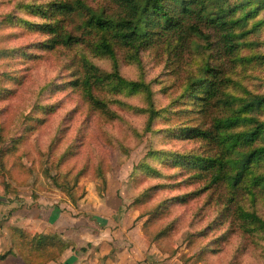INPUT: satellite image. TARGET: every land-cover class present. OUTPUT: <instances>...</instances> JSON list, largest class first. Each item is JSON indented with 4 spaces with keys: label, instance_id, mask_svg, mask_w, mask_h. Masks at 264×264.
Masks as SVG:
<instances>
[{
    "label": "rangeland",
    "instance_id": "1",
    "mask_svg": "<svg viewBox=\"0 0 264 264\" xmlns=\"http://www.w3.org/2000/svg\"><path fill=\"white\" fill-rule=\"evenodd\" d=\"M55 1L0 0V252L11 244L8 230L16 221H10L12 211L18 220L26 215L40 224L33 227L29 222L28 231L41 229L51 236L43 219L54 220L58 208L89 215L101 228L140 230L131 236L139 248L124 243L132 255L126 262L135 258L151 264H264V232L244 231L233 214L242 204L264 218V191L250 192L257 190L250 174L243 176L239 192L228 202L226 182L211 180L217 168L175 166L168 159L169 152L221 156L222 143L184 128H213V122L232 114L242 99L264 92V11L248 19L250 31L231 57L215 50L209 54L196 31L187 34L194 21L204 30L210 26L199 14L186 12L180 13L181 36L167 39L162 27H154L159 32L152 33L150 43L139 49L115 45L113 59L94 49L104 31L89 25L87 18L99 11L122 15V6L114 0H60L72 9L49 10ZM172 1L164 3L179 11ZM45 22H56L62 33L78 41L48 46L45 41L53 35L44 29ZM83 57L99 70L111 71L116 65L123 77L149 83L154 106L162 109L149 126L142 90L96 87L112 113L85 100L73 82L83 72ZM206 61L217 65L223 76L214 94L203 86L197 92L188 89L192 79L207 76ZM226 96L235 99L224 104ZM247 114L256 121L264 119V105ZM262 144L259 134L251 145L240 147ZM249 167L264 172V153ZM100 176L107 179L104 196L96 190L105 187ZM34 203L37 208L28 212L22 207ZM118 258L123 262L124 257ZM52 262L47 258L43 264Z\"/></svg>",
    "mask_w": 264,
    "mask_h": 264
},
{
    "label": "trees",
    "instance_id": "2",
    "mask_svg": "<svg viewBox=\"0 0 264 264\" xmlns=\"http://www.w3.org/2000/svg\"><path fill=\"white\" fill-rule=\"evenodd\" d=\"M114 1L122 6L124 10L122 15L113 17L99 11L98 13L93 12L87 18L89 25L104 31V35L99 40L94 41V49L109 54L113 59H115L116 55L115 45L139 49L140 46L150 43L153 39L152 33L159 32L154 27L158 26L160 29L162 27L167 35V39H170L174 35L181 36L183 17L180 16V13L186 12L199 14L204 19L206 25L210 26V30H204V27L200 23L194 21L189 24L186 33L190 34L196 31V34L202 37L204 41L202 46L207 49L209 54L215 50L223 56L231 57L236 54L237 49L243 43L245 34L250 31V29L246 28L248 19L256 16L260 10L264 11V0H173L176 6L180 7L179 11L176 8H168L164 3L166 0ZM53 6L58 11L72 9L66 1L60 0L55 1L53 4L51 3L49 10H52ZM41 9L47 13L46 8ZM230 12L231 15L228 17V13ZM215 13L216 15L214 16ZM259 22V20L255 21L251 27H254ZM214 25L217 26L215 29L217 32L215 33L211 30L214 28ZM43 27L53 35L45 41L48 46L52 45L53 47L57 43H64L65 45L73 44L78 41L71 33L68 36L65 32L62 33L60 25L56 22H45ZM133 57L138 59L137 53H133ZM82 66V74L74 79L73 82L80 88L81 94L92 106L112 113L105 99L99 97L94 91L96 87L109 86L114 90H126L128 92L142 90L145 92L148 100V126L151 124L153 118L162 110L154 106L152 99L153 91L149 83L141 79H127L123 77L116 65L111 71L99 70L86 57L82 59ZM203 72L207 73V76L192 79L188 85V89H193V91L197 92L203 86V89H208V94H214L219 86V82L223 79V76L220 74L221 69L217 65H212L206 61L203 65ZM232 99L234 100L235 97L226 96L221 99V102L229 104ZM263 105L264 92L252 96L251 99H242L241 104L234 110L235 112L232 110V114L217 118L212 124L213 128H184V130L190 131L195 135L211 138L216 140L217 143H222L224 153L221 156H216L169 152L171 154L168 158L170 163L175 166L188 165L192 168H202L205 170L217 168L212 174L211 180L213 182L218 180L226 182L231 193L227 199L228 202L233 199V195L236 192H239L237 188L238 183L247 173L254 179V185L257 186L256 191L251 189L250 192L257 194L256 192L260 189V191H264V172H256L254 168L249 167L251 161L253 162L257 156L264 153V144L251 146L249 149L240 147L242 143L251 145L252 141L259 134L264 137V119L256 121V118L252 114H247V111L253 107H261ZM243 122L253 124L247 129L238 131L226 130L233 125ZM157 152L164 153L161 150L150 151V153L155 155H157ZM146 168L150 169V166L147 165ZM100 177L105 187L104 189H99L96 186V190L100 196H104L107 179L104 178L105 176ZM57 186L63 189L62 186ZM175 198L180 199L177 196ZM161 207H163V204H159L157 209H161ZM233 214L239 220L240 226L244 231L260 230L264 232V218L256 211L248 210L242 204H237L233 209ZM26 228L25 226H10L11 244L6 250L0 252V260L9 254H19L28 261L40 262L46 256L57 257L61 251L70 245L69 241H64L57 235L47 236L37 231L30 232ZM53 264L70 263L67 261H56Z\"/></svg>",
    "mask_w": 264,
    "mask_h": 264
},
{
    "label": "crops",
    "instance_id": "3",
    "mask_svg": "<svg viewBox=\"0 0 264 264\" xmlns=\"http://www.w3.org/2000/svg\"><path fill=\"white\" fill-rule=\"evenodd\" d=\"M27 206L28 205H23L22 207L28 212L32 208L35 209L36 203H34L30 208ZM13 212L14 211L11 213L12 216L10 221L13 219H16V221L11 222V226L17 225L30 227L29 222L33 227L40 225L33 224L31 222V217L28 218L26 215L24 218L22 217L19 218L20 220H18ZM57 212V217L54 220H48L47 222L46 219H43V224L47 227L48 231L52 232L53 235L59 236L64 241H69V247L61 251L57 257L52 258L46 256L40 262L28 261L19 254H9L4 259L0 260V264H43L46 262L47 258L53 260L51 264L56 261H67L70 264H151V262H137L135 258L126 262V256L128 255V257L131 259L132 255L124 243H134V246L139 248L141 244L131 236L136 235L135 233H139L140 230H138V232L132 233L129 232L130 230L128 227L101 228L100 226H97V223L94 221V219H91L89 215H75L74 213L72 214V212H70L68 209L59 210L58 208ZM36 231L41 232L42 230L39 229ZM43 231L41 233L45 234ZM121 246H123V249L119 248ZM130 248L132 249L131 245ZM120 255L124 257L123 262H120L118 258Z\"/></svg>",
    "mask_w": 264,
    "mask_h": 264
}]
</instances>
